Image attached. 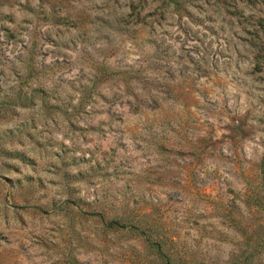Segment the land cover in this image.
Returning <instances> with one entry per match:
<instances>
[{"label":"rangeland","instance_id":"rangeland-1","mask_svg":"<svg viewBox=\"0 0 264 264\" xmlns=\"http://www.w3.org/2000/svg\"><path fill=\"white\" fill-rule=\"evenodd\" d=\"M262 166L264 0H0V264H264Z\"/></svg>","mask_w":264,"mask_h":264},{"label":"trees","instance_id":"trees-1","mask_svg":"<svg viewBox=\"0 0 264 264\" xmlns=\"http://www.w3.org/2000/svg\"><path fill=\"white\" fill-rule=\"evenodd\" d=\"M261 172L264 173V166L261 168ZM105 226L107 227H122L123 225L120 224L119 220L116 218H110L104 222Z\"/></svg>","mask_w":264,"mask_h":264}]
</instances>
